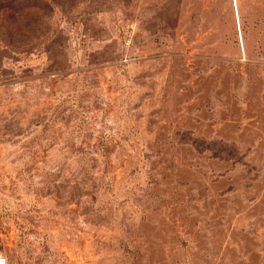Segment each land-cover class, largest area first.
Masks as SVG:
<instances>
[{
    "label": "rangeland",
    "instance_id": "rangeland-1",
    "mask_svg": "<svg viewBox=\"0 0 264 264\" xmlns=\"http://www.w3.org/2000/svg\"><path fill=\"white\" fill-rule=\"evenodd\" d=\"M9 264H264V0H0Z\"/></svg>",
    "mask_w": 264,
    "mask_h": 264
},
{
    "label": "built area",
    "instance_id": "built-area-1",
    "mask_svg": "<svg viewBox=\"0 0 264 264\" xmlns=\"http://www.w3.org/2000/svg\"><path fill=\"white\" fill-rule=\"evenodd\" d=\"M0 264H9L8 258L5 255V253L1 247H0Z\"/></svg>",
    "mask_w": 264,
    "mask_h": 264
}]
</instances>
